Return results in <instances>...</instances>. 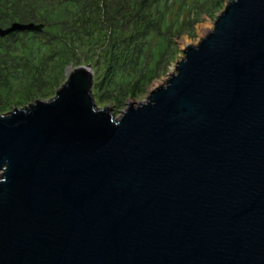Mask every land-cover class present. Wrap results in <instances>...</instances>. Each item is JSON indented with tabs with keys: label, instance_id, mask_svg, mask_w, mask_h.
<instances>
[{
	"label": "water",
	"instance_id": "95a60500",
	"mask_svg": "<svg viewBox=\"0 0 264 264\" xmlns=\"http://www.w3.org/2000/svg\"><path fill=\"white\" fill-rule=\"evenodd\" d=\"M182 52L117 118L91 66L0 114V264H264V0Z\"/></svg>",
	"mask_w": 264,
	"mask_h": 264
},
{
	"label": "trees",
	"instance_id": "16d2710c",
	"mask_svg": "<svg viewBox=\"0 0 264 264\" xmlns=\"http://www.w3.org/2000/svg\"><path fill=\"white\" fill-rule=\"evenodd\" d=\"M228 1L0 0L1 27H33L0 36V114L47 98L67 67H92L98 107L139 99L180 53L177 40Z\"/></svg>",
	"mask_w": 264,
	"mask_h": 264
},
{
	"label": "rangeland",
	"instance_id": "374dc122",
	"mask_svg": "<svg viewBox=\"0 0 264 264\" xmlns=\"http://www.w3.org/2000/svg\"><path fill=\"white\" fill-rule=\"evenodd\" d=\"M220 12H218V14ZM214 21H215V19L213 20V19H211V18H209L207 16H203V20H201L200 22H198V23H196L194 25V27H193L194 30H193L191 36H189V35H183L181 38H179L177 40V44H178V47L180 49V53L176 56V59L169 66L168 71L164 75H162L160 78H158V79H156V80L153 81V83L147 89V92L145 93V95H143L139 99H136V100H133V101L132 100L126 101L125 104H124V106L114 107V106L111 105V103L105 102V103L99 105V107H101V108L108 107L110 109L111 114L115 118H117V117L120 116V114L123 111H125L128 108L129 103H133L134 105H136L139 102H142V101L146 100L147 99V96L149 95V93L152 90L156 89V87H158L159 85L163 84V81L166 78H168V74L171 73V72H173L175 70L176 62L178 60H180L184 56L182 50L184 49L185 45L188 44V43L198 44V42L203 37H205L209 31H211L213 29ZM71 70H72V68H70V67H67L66 68L60 86H62L63 84H65V82L68 79V76H69ZM60 86L59 87H56V88L54 87L55 90L54 89L53 90L51 89L50 94L44 100H49V99L53 98L56 95V91L58 90V88H60ZM17 108H20V107H17ZM13 109L14 108L10 109V111L13 110Z\"/></svg>",
	"mask_w": 264,
	"mask_h": 264
}]
</instances>
